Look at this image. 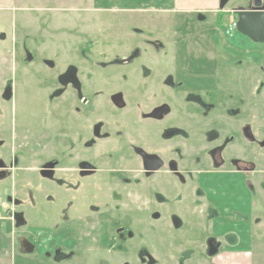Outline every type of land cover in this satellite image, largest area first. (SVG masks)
<instances>
[{
	"label": "flooded vegetation",
	"instance_id": "1",
	"mask_svg": "<svg viewBox=\"0 0 264 264\" xmlns=\"http://www.w3.org/2000/svg\"><path fill=\"white\" fill-rule=\"evenodd\" d=\"M253 1L247 0L249 6L253 5ZM215 20L220 21L219 16ZM242 36L255 46H264V43H255L246 35ZM96 41H92L91 45L98 44L114 51L109 54L107 49H100L99 56L105 61L103 63L81 65L78 68L71 64L55 67L50 61H44L49 69L61 68L57 73L59 86L48 98L69 99L77 95L79 99H76L77 106H74L73 112H76L73 117L76 127L71 130L60 129L56 135H52L41 129L37 132L32 126L25 125L23 134L28 144L15 146L25 148L24 151L52 148L57 145L56 141L61 146L58 149L59 153L61 151L58 160L48 157L37 168L31 169L46 180L47 185L57 184L56 188L50 189L55 195L57 207L45 215V223H42V229L39 230L46 242L54 238L59 241L56 248L52 242L46 257L49 260L56 257L52 260L55 264H175L176 255L172 254L170 248L164 247V253H161L154 244L145 247L141 233L137 234L138 230L134 236H126L123 230L127 216L123 206L132 201V206L144 215V204H140L144 198L153 201L158 199L166 204L165 195L174 196L171 199L173 203L180 202L181 205L185 197H191V205L185 206L182 211V206L170 208L171 215L188 213L190 207L196 212L188 213V216L205 219L197 229H202L203 235L213 232L204 243L198 240V247L192 252L179 254L178 264H223L225 257L231 259L238 250L246 251L240 248L241 245L238 249L235 246L237 241L234 234L238 241L243 237L242 245L246 242L243 228L235 231L238 226H242L236 219L235 209L240 206L237 196L239 186L252 190L257 171L253 105L255 89H264V61L260 57L261 52L258 53L251 45H247L245 52L241 48L242 44H232L229 50L236 51L239 56L247 54L261 58L255 61L252 57L248 62L251 67H244L241 62L234 63L233 55H222L217 51L214 67L200 71V75L207 77L206 84L202 86L186 84L180 80L176 68L168 70L166 66L169 65L152 64L150 66L154 69L147 71H153L159 80L145 86L140 72H148L127 61L133 50H123L126 57L118 59L119 53L112 49L109 39L102 38L99 43ZM26 57L27 60L31 59L27 51ZM110 58L114 59V63L109 62ZM230 58L233 62H228ZM238 65L243 68L239 70ZM256 71H261L262 78L257 86ZM130 75L138 76L136 84L130 85L131 96H128V91H125L128 90L127 83L120 86L111 81L119 83L120 79H124L128 82ZM189 78L185 79L188 83L191 82ZM101 84L105 86L106 93L98 89ZM69 87L72 92L68 91ZM249 89L251 92H248ZM1 90L6 101L13 100L15 94L11 84L4 83L0 86ZM240 91L246 93L247 101L240 96ZM85 93L89 94V98ZM129 97L134 106L129 105ZM81 108L82 112L79 111ZM102 108L106 111L101 112ZM130 108L132 110L128 112ZM151 126L152 131L148 135L145 129ZM15 134L13 125L12 139ZM31 137H34L35 144H29L32 143ZM150 138L156 147L141 144L143 140L149 142ZM261 143L258 141L259 146ZM1 146L5 145L2 143ZM115 149L128 151L129 154L124 155H130L131 159L104 162V156L112 158L111 151ZM80 151L84 152L82 157H79ZM114 152L118 157V152ZM131 161L133 163L129 166ZM117 162L125 166L117 167ZM20 169L14 152L12 155L8 149L4 154L0 152V181L11 178L14 182L17 170ZM25 169L29 170L30 167ZM217 177L220 180L216 181ZM222 179L227 183L226 187ZM40 186L43 187V184L40 183ZM232 188L233 194L230 195ZM234 192L236 196L232 198ZM4 198L0 197V200L4 214L11 222V229L25 236L31 235L25 232H31L36 228L32 226L40 223L31 224L25 217V211L17 210L14 194ZM241 203L245 209H249L246 225L243 226L247 229L245 236L247 234L251 237L247 241L251 246L255 240L253 229H256V218L250 216L252 211L255 212L254 200L250 198L246 201L243 198ZM209 206L219 208V213L215 210L209 212ZM152 208L147 206L146 210ZM4 214L2 220L5 219ZM257 222H260V218ZM181 226L180 223H174L176 228ZM262 226L264 228V223ZM224 240L230 242L229 248H226ZM22 248L28 255L35 252L34 246L26 240L22 241Z\"/></svg>",
	"mask_w": 264,
	"mask_h": 264
},
{
	"label": "rangeland",
	"instance_id": "2",
	"mask_svg": "<svg viewBox=\"0 0 264 264\" xmlns=\"http://www.w3.org/2000/svg\"><path fill=\"white\" fill-rule=\"evenodd\" d=\"M218 1L220 3V0ZM246 4L249 6L247 0H230L221 11L220 8L213 11L200 10L195 12L191 10L193 12L190 14H180L184 10L174 9L173 0H12L5 1V6H0V86L4 83L11 84L15 94L13 100L6 101L3 98L2 90L0 92V146L2 143L6 146H1L0 152L4 154L7 149L10 150V155L14 152L19 161V168H21L17 170L14 182L11 178L0 181L2 194L0 197L5 199L4 197L14 194L15 205H18L17 210L25 211V217L31 224L40 223V225L32 226L36 228H33L31 232H25L26 234L31 233L29 236L18 233L16 229L14 231L11 229V222L4 214L3 203L0 200V210L5 215V219L0 221V264H55L52 260L56 257L49 260L46 257V251L51 250L52 242L56 248L59 241L54 238L53 241L46 242L39 230L42 229V223H45V215L52 212L55 209L53 207H57L55 195L50 190L51 187L56 188L57 184L55 182L47 185V181L31 169L37 168L48 157L58 160L61 153V151L58 152V149H61V146L56 141L55 144L57 145L52 148H41L38 151L31 149L24 151L25 148L15 147H18V144H28L23 134L25 125L32 126L37 132L41 129L46 134L52 135H56L60 129L71 130L72 127H76L73 124V117L76 112H73L74 106H77L76 99L78 101L79 99L77 95L76 98L71 96L69 99L48 98L59 86L57 73L61 68L49 69L44 65L46 63L44 61H50L55 64V67L59 64H71L78 68L81 65L103 63L105 61L99 56L100 49H107L106 52L109 54L114 51L98 44L92 46L91 43L94 40L99 43L102 38H105L110 40L112 49L119 53L118 59L126 55L123 50H133L134 52L131 53L127 61L139 69H144V72L154 69L150 66L152 64L169 65L166 66L167 69L176 68L179 79L184 80L186 84L202 86L206 84L207 77L200 75V71L210 70L214 67L217 51L222 55H233L234 63L241 62L244 67H251L248 62H250L249 59H253L252 57L255 61H259L261 58L264 61V46L253 45L237 30L234 31L232 37H227L223 33L228 26L229 12L242 10L248 7H243ZM221 15L220 21H216V16ZM97 31L100 33L97 34ZM232 44H242L243 47L241 48L245 52L247 45L249 47L251 45L257 49L258 53L261 52V58L247 54L244 57L239 56L236 51L229 50V47H233ZM26 51L31 56L30 60H27ZM109 62L114 63V59L110 58ZM228 62H233V59L230 58ZM29 63L31 67H29L30 65L25 66ZM238 66L239 70L243 68ZM137 68L134 67L135 70ZM128 69L132 71L131 68H126V70ZM147 72L145 74L140 72L141 80L145 82V86L159 80L153 71ZM260 73L261 71H256L255 86L262 79ZM166 74L164 73V75ZM188 76L191 77L188 79L191 81L190 83L185 81ZM131 77H128V82L120 79V84L115 83L116 81H111V83L120 86L127 83L126 88L128 90L124 89L128 91L126 95L131 96L130 85L136 84V77ZM50 84L52 87H49ZM98 89L106 93L103 84ZM250 89L248 92H251ZM243 90L245 91V89ZM263 90L257 87L254 92L255 123L253 132L255 139H257L254 147L255 169L257 170L254 175V188L248 190L246 187L247 190H245L241 185L239 186L237 196L239 195L238 203L240 206L235 209L236 219L242 225L238 226L235 231L243 228V236L246 241L242 245L243 237L238 238L240 240L238 241L234 234V239L237 241L236 249L240 245V248L245 250L251 249L256 254L257 263L255 264H264V228L262 226L264 223V147H262V143H264V92L261 93ZM68 91L72 92L71 87ZM85 95L89 98V94L85 93ZM240 96L244 97L246 101L248 100L243 91H240ZM71 98H73L74 103ZM128 101L130 106H134L130 97ZM248 105L251 108V103ZM82 110L83 108L79 111L82 112ZM129 110L132 109L127 110L131 112ZM105 111L102 108L101 112ZM13 125L16 134L12 139ZM145 131L150 135L152 126L146 128ZM16 140L18 141L16 142ZM31 141L32 143L29 144H35L34 137H31ZM258 141H262L261 146L258 145ZM141 144L150 148L156 147L151 138L149 142L143 140ZM114 151L118 152V157L115 156ZM114 151H111L113 152L112 158H107V155L104 156V162L111 161L110 163H114L115 160L131 159L126 150L115 149ZM83 153L80 151L79 157H82ZM125 153L128 154L124 155ZM132 163V161L129 162V166ZM123 166H125L123 163L117 162V167ZM28 167H30L29 170L25 169ZM242 176L240 182H242ZM218 180L220 177H217L216 181ZM222 181L226 187L227 183L224 179ZM40 183L43 184V187L40 186ZM232 194L233 188L230 192V195ZM234 196H236V192L232 198ZM164 197L167 199L166 204L161 203L158 199L153 201L144 198L140 204H144L145 216L138 212L137 207L132 206V201L123 206L127 211L125 212L127 216L123 223V230L126 236H134L138 230L137 234L141 233L140 236L145 247L154 244L161 253H164V247L170 248L172 254L176 255L174 263L178 264L177 262L180 261L179 254L187 255L188 252H192L194 248L198 247V240L204 243L213 232L203 235L202 229H197L199 225L205 222V219L188 216V213L196 212L190 207H188V213L171 215L170 208L182 206L180 208L182 211L185 206L191 205L193 203L191 197H185L183 205L180 202L173 203L171 199L174 196L165 195ZM243 198L246 201L250 198L254 200L255 212L252 211L250 216L252 219L256 218L254 224L256 229H253L252 233L256 239L254 244L256 251H254L252 244H250L251 246L248 245L247 241L251 240V237L247 234L245 236L247 229L243 225H246L245 221L248 219L249 209L243 207L244 204L241 203ZM147 206L153 208L146 210ZM212 210L217 213L220 211L217 207L209 206V212ZM177 217L179 218L176 219ZM229 217L234 219L233 215ZM258 218H260L259 223L257 222ZM174 223H180L183 226L176 228ZM29 228L31 226L27 227V229ZM148 229L156 230V232ZM24 240L35 248V252L31 255L25 254L23 251L22 241ZM224 243L226 248H229L230 242L227 243V240H224Z\"/></svg>",
	"mask_w": 264,
	"mask_h": 264
},
{
	"label": "water",
	"instance_id": "3",
	"mask_svg": "<svg viewBox=\"0 0 264 264\" xmlns=\"http://www.w3.org/2000/svg\"><path fill=\"white\" fill-rule=\"evenodd\" d=\"M230 0H220L223 9ZM237 31L249 37L255 43H264V4L261 0H254L253 5L237 12ZM264 145V143H263Z\"/></svg>",
	"mask_w": 264,
	"mask_h": 264
},
{
	"label": "crops",
	"instance_id": "4",
	"mask_svg": "<svg viewBox=\"0 0 264 264\" xmlns=\"http://www.w3.org/2000/svg\"><path fill=\"white\" fill-rule=\"evenodd\" d=\"M5 1H12V0H0V6H5L4 5ZM219 5L220 3L218 0H173L172 6L174 7V9L180 8L184 10V12H180V14L181 13L190 14V12L193 11L197 12L200 10L213 11L214 9H218ZM255 240L251 243L254 251H256V246L254 245ZM255 257L256 254H254V252H252L250 249L246 251L238 250L237 253L235 254V257H232L231 259H229V257H225L223 264H251L253 262L257 263Z\"/></svg>",
	"mask_w": 264,
	"mask_h": 264
},
{
	"label": "built area",
	"instance_id": "5",
	"mask_svg": "<svg viewBox=\"0 0 264 264\" xmlns=\"http://www.w3.org/2000/svg\"><path fill=\"white\" fill-rule=\"evenodd\" d=\"M229 14L230 15L228 16V26L226 29V34L228 36H232L237 27L236 11H231L229 12ZM1 219H2V212L0 210V220Z\"/></svg>",
	"mask_w": 264,
	"mask_h": 264
},
{
	"label": "trees",
	"instance_id": "6",
	"mask_svg": "<svg viewBox=\"0 0 264 264\" xmlns=\"http://www.w3.org/2000/svg\"><path fill=\"white\" fill-rule=\"evenodd\" d=\"M220 18V17H219Z\"/></svg>",
	"mask_w": 264,
	"mask_h": 264
}]
</instances>
